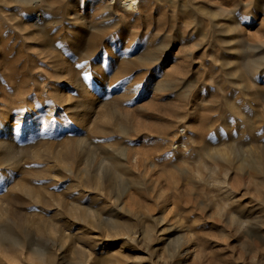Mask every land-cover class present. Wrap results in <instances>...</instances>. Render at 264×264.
<instances>
[{
  "label": "rangeland",
  "instance_id": "rangeland-1",
  "mask_svg": "<svg viewBox=\"0 0 264 264\" xmlns=\"http://www.w3.org/2000/svg\"><path fill=\"white\" fill-rule=\"evenodd\" d=\"M0 0V264H264V0Z\"/></svg>",
  "mask_w": 264,
  "mask_h": 264
},
{
  "label": "bare ground",
  "instance_id": "bare-ground-1",
  "mask_svg": "<svg viewBox=\"0 0 264 264\" xmlns=\"http://www.w3.org/2000/svg\"><path fill=\"white\" fill-rule=\"evenodd\" d=\"M123 1H124V4L128 2V1H125V0H123Z\"/></svg>",
  "mask_w": 264,
  "mask_h": 264
}]
</instances>
